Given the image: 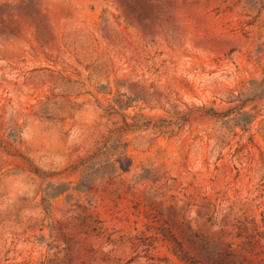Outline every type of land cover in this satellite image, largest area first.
I'll list each match as a JSON object with an SVG mask.
<instances>
[{"label": "rangeland", "instance_id": "374dc122", "mask_svg": "<svg viewBox=\"0 0 264 264\" xmlns=\"http://www.w3.org/2000/svg\"><path fill=\"white\" fill-rule=\"evenodd\" d=\"M0 264H264V0H0Z\"/></svg>", "mask_w": 264, "mask_h": 264}]
</instances>
